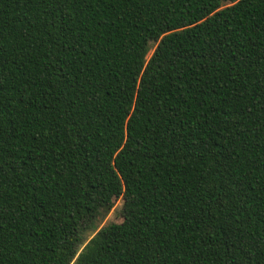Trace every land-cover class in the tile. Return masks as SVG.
I'll list each match as a JSON object with an SVG mask.
<instances>
[{
  "label": "trees",
  "instance_id": "1",
  "mask_svg": "<svg viewBox=\"0 0 264 264\" xmlns=\"http://www.w3.org/2000/svg\"><path fill=\"white\" fill-rule=\"evenodd\" d=\"M0 264H264V0H0Z\"/></svg>",
  "mask_w": 264,
  "mask_h": 264
},
{
  "label": "rangeland",
  "instance_id": "2",
  "mask_svg": "<svg viewBox=\"0 0 264 264\" xmlns=\"http://www.w3.org/2000/svg\"><path fill=\"white\" fill-rule=\"evenodd\" d=\"M151 52L149 53V55ZM123 200L119 199L112 209V211L105 217V219L99 224V228L115 220H119L120 205H122Z\"/></svg>",
  "mask_w": 264,
  "mask_h": 264
},
{
  "label": "snow or ice",
  "instance_id": "3",
  "mask_svg": "<svg viewBox=\"0 0 264 264\" xmlns=\"http://www.w3.org/2000/svg\"><path fill=\"white\" fill-rule=\"evenodd\" d=\"M145 43H146V41H145ZM115 195L118 198L120 196V192L117 191ZM126 204H127V197L125 196L124 197V204L120 205V213H119V215L120 216H123L124 219H127V217L125 215V207H126Z\"/></svg>",
  "mask_w": 264,
  "mask_h": 264
}]
</instances>
